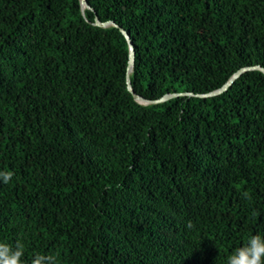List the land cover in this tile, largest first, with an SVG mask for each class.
Returning <instances> with one entry per match:
<instances>
[{
	"label": "trees",
	"instance_id": "obj_1",
	"mask_svg": "<svg viewBox=\"0 0 264 264\" xmlns=\"http://www.w3.org/2000/svg\"><path fill=\"white\" fill-rule=\"evenodd\" d=\"M87 2L0 0V243L24 264H227L264 236V73L196 95L264 68V0ZM121 29L136 94L194 95L137 102Z\"/></svg>",
	"mask_w": 264,
	"mask_h": 264
},
{
	"label": "clouds",
	"instance_id": "obj_2",
	"mask_svg": "<svg viewBox=\"0 0 264 264\" xmlns=\"http://www.w3.org/2000/svg\"><path fill=\"white\" fill-rule=\"evenodd\" d=\"M13 176L14 173L11 171H0V180L5 184H8ZM24 251L21 242H17L15 247L8 243H0V264H24L22 259ZM32 264H58V260L53 255L37 254ZM227 264H264V236H251L244 246L237 248L228 256Z\"/></svg>",
	"mask_w": 264,
	"mask_h": 264
},
{
	"label": "water",
	"instance_id": "obj_3",
	"mask_svg": "<svg viewBox=\"0 0 264 264\" xmlns=\"http://www.w3.org/2000/svg\"><path fill=\"white\" fill-rule=\"evenodd\" d=\"M81 1V6L83 11L85 9H92L91 6L89 5V3L87 2V0H80ZM94 25L101 27V28H107L110 26H117L114 22L112 21H107V22H101L99 20L98 17L95 18V23ZM121 31L123 32V34L125 35L128 43H129V48H130V55H129V64H128V69H127V86H128V90L131 92V94L133 95L134 99L139 102L140 104H155V103H161V102H165L173 97L179 96V95H194V94H186V93H181V94H166L165 96H163L162 98L158 99V100H147L141 96H139L138 94H136L132 88V84H131V80H130V74L133 72L134 70V65H135V50L133 47V43L132 40L129 36V34L121 29ZM251 70H259L261 72L264 73V68L261 66H254V67H247V68H242L239 71H237L225 84L222 88L215 90L213 92L207 93V94H199L196 95L198 97H202V98H208V97H213V96H217L220 95L222 93H224L225 91H227V89L245 72L247 71H251Z\"/></svg>",
	"mask_w": 264,
	"mask_h": 264
}]
</instances>
